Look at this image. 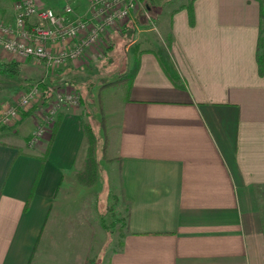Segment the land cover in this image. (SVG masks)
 <instances>
[{
    "label": "crops",
    "instance_id": "1",
    "mask_svg": "<svg viewBox=\"0 0 264 264\" xmlns=\"http://www.w3.org/2000/svg\"><path fill=\"white\" fill-rule=\"evenodd\" d=\"M192 9L193 26L185 8L169 12L165 52L174 80L160 65L158 47L143 48L151 43L149 32L138 27V9L122 26L135 30L130 43L118 31L106 38L121 34L124 54L131 52L125 73L139 60L128 96L121 87L114 105L105 107L103 98L107 151L119 165L120 198L129 208L128 228L106 264H264L260 6L255 0H194ZM98 49L60 69L70 74L90 66ZM11 60L20 65V76L0 74V107L24 90L23 80L44 77L42 67L0 52V66ZM37 107L21 113L12 132H1L21 141L0 140V264H42L46 258L76 264L83 256L76 252L78 241L91 246L94 230L86 219L91 201L78 217L68 207L70 198L89 195L70 190L78 186L84 121L78 106L61 107L43 140L27 150L40 118Z\"/></svg>",
    "mask_w": 264,
    "mask_h": 264
},
{
    "label": "rangeland",
    "instance_id": "2",
    "mask_svg": "<svg viewBox=\"0 0 264 264\" xmlns=\"http://www.w3.org/2000/svg\"><path fill=\"white\" fill-rule=\"evenodd\" d=\"M21 1L24 0H0V22L7 24L13 23L16 16V5ZM33 1H35L38 6L45 9H50L56 13H61L63 9L69 7L73 10V16L75 19H86L89 21L92 20V23L93 21L99 23L103 21V15H101V13L98 12L97 8L91 4V0H87V5L85 7L71 4L67 0H62L63 2L61 4L57 3L56 5H52L50 3L51 0ZM115 1V9L124 6L127 3L126 1L129 2V0H114L113 2L115 3ZM190 2L191 0H134V8L130 11V13L138 9L139 13L143 15V20L142 22H139L140 25L138 27L141 28L140 30H146L149 32L148 34H145V37L147 42H150L151 44L149 45L148 43L147 45L146 43L143 48L146 47V49H155L156 47H158L156 48L157 51V49H159L160 47H164L165 50V46H167L168 44L167 34L169 33V12L179 7H186L190 4ZM147 7L150 9H147ZM162 9L165 11L163 13H160ZM146 14L148 15V17H145ZM127 20L128 18L121 23H117L114 26L106 28L101 33L99 43H97V45H94L95 47L93 46L90 49L92 50L99 47L100 49H98L97 56L93 59L90 66L86 65V68H81L78 72H70V74H66L65 70L63 71L62 69H60L63 67L62 66L53 71H49V73L45 71V68L41 64L32 61L31 59L22 60L31 63H28L29 68L37 66L43 68L42 76L44 77L41 79L45 81L48 79L46 84L51 90L50 100L46 104L41 105L40 99H36L33 103L34 105L31 106V108H34L38 105L37 109L40 118L37 121V124L39 125L41 123L43 115L44 117L46 116V111H48V107L52 104V93L55 90H60L62 92L66 90H75L79 94V98L81 97L84 101L83 105L80 104V101L78 104L83 121L89 123L92 126L96 136L98 137L99 146L97 153V183L90 188L78 184V186L76 185L74 188L70 189L74 192H79L80 190L84 189L89 193V195L80 198H70L68 207H70L71 212L74 216L77 215L78 217L80 211H83L84 206L87 205V207H89L90 201L92 203V213L90 214L89 210L87 209L86 214V219L90 220L89 224H91V227L94 229L92 245L83 246L80 245V241H78L76 252L78 251L79 256L82 252L83 256L78 258L76 264H83L84 260L86 259H93L97 261V264H100V262L101 264H106V260L109 258V256L115 254V252H118L117 249L120 246L118 242L120 240L121 234L125 233L127 230L123 229L119 224L117 225L116 223L115 228L109 234L104 231L102 225L99 222L101 214H104V219L107 225H110L116 219L120 221V219H122L126 214L127 208H125V206L122 204L120 198L121 177L119 172V165L116 160L110 159L109 151L106 150V154L104 156L102 155L103 131L101 126V114L98 110L97 102V92L99 87L103 83L117 80L119 77H121L122 74L126 72V68L129 65V62H127V60H130L129 57L131 56V52L129 54H124L122 42L123 39L120 36L125 30L122 28V26H126L125 23ZM126 28L130 29L132 27L128 26ZM112 31H118L121 34H117L118 37H116V34H114V37L112 36V40L106 39ZM82 36L84 35H81L77 38L76 41L73 40L68 44L60 43V49L62 50L71 47L72 45H74V43H77L79 40H81ZM160 50L163 49L160 48ZM42 80H40V78H37L35 80H23L22 84L27 83V85H29L33 83H39ZM123 93L124 92L123 90H121V88L105 89V92H103L105 107L106 104L114 105L123 95ZM14 99L15 97L12 98L11 101L13 102ZM4 107L5 106L0 107V111ZM16 121L12 126H2L0 124L1 141L19 144V141H21L19 140L20 138H14V136H10L9 134H7V132L1 133L2 131L12 132L14 127H17ZM36 132L37 127H34V130L32 131L27 141V150L35 149L43 140V138L37 137L36 140L33 139L32 141L33 134H35ZM90 215L92 218H90ZM48 259L49 258H46V260L42 264H53L50 259Z\"/></svg>",
    "mask_w": 264,
    "mask_h": 264
},
{
    "label": "built area",
    "instance_id": "3",
    "mask_svg": "<svg viewBox=\"0 0 264 264\" xmlns=\"http://www.w3.org/2000/svg\"><path fill=\"white\" fill-rule=\"evenodd\" d=\"M113 1L91 0V4L103 15L101 23L75 19L73 10L69 7L63 9L61 13H56L38 6L33 0L21 1L16 5L13 23L0 22V50L16 60L31 59L41 64L47 72L80 61L85 57L86 51L99 43L100 35L106 28L126 20L134 8V0L126 1L124 6L116 9L114 8L116 1L115 3ZM81 35L84 36L77 43L69 48L60 49V43H71ZM41 83L42 81L26 85L11 104L0 111L2 126L15 124L21 113L30 110L35 100L41 98ZM79 99V94L75 90L63 92L55 90L46 116L43 115L41 123L35 126L37 132L33 134L32 141L37 137L44 138L55 124L57 112L59 113L61 107H77Z\"/></svg>",
    "mask_w": 264,
    "mask_h": 264
},
{
    "label": "trees",
    "instance_id": "4",
    "mask_svg": "<svg viewBox=\"0 0 264 264\" xmlns=\"http://www.w3.org/2000/svg\"><path fill=\"white\" fill-rule=\"evenodd\" d=\"M193 1L194 0H191L189 5H187L186 7L185 6L183 7L188 12V17H189L188 19H189L190 26L194 25V16H193V9H192ZM255 1H257L260 6V25H259V33H258L256 60H257L259 74H262L263 69H264V0H255ZM147 9H150V8L147 7ZM133 32H134L133 28L124 30L123 35L126 37L125 38L126 44L132 41ZM167 40H168V44L166 47L169 48L171 45V37L168 36ZM155 54L158 57V60L160 62L162 69L166 72V74H168L171 80H174V77L169 72L170 62H169V58L165 50L158 49L155 52ZM138 69H139V60L136 58L134 60V64L132 68L127 73L122 74L121 77H119L115 81L103 83L98 89V92H97L98 101L97 102H98V110L101 114V126H102V131H103V142H102L103 144L102 155L103 156L106 154L107 144H108L107 143L108 136L106 132V119H105L104 106H103V92L105 91V89H108V88H121L122 87L125 91L126 96H128L132 81ZM20 71H21L20 65L15 61H10L0 66V74L8 78H17L18 76H20ZM40 92L42 94L40 98L41 105L46 104L50 100L51 90L49 89L47 84L44 83V81H42L41 83ZM79 101L81 105L84 104V101L81 97ZM82 129H83L84 138H83L82 146L79 151L78 158L76 159V162H75V167H76L75 179L79 185L90 188V187H93L97 183V177H98L97 153H98L99 141H98V137L96 136L92 126L89 123L83 122ZM55 130L56 129H54L52 133L51 140L53 139ZM51 140L48 143V145H46L45 152L43 156L41 157L42 161H44L47 156ZM31 195L28 198L25 209H27V206L29 205V202L31 200ZM128 219H129V208L126 209V214L124 215L122 219H120V221L116 219L110 225H107L104 219V214L103 215L101 214L99 218L100 220L99 222L102 225L104 231L110 234L115 228L116 223L117 225L119 224L123 229H127ZM83 264H97V261L93 259H86L84 260Z\"/></svg>",
    "mask_w": 264,
    "mask_h": 264
}]
</instances>
